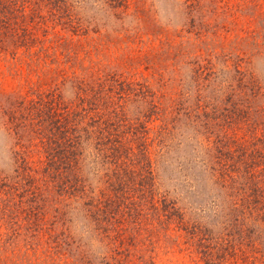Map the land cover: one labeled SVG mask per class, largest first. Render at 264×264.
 Returning a JSON list of instances; mask_svg holds the SVG:
<instances>
[{"label":"rangeland","instance_id":"1","mask_svg":"<svg viewBox=\"0 0 264 264\" xmlns=\"http://www.w3.org/2000/svg\"><path fill=\"white\" fill-rule=\"evenodd\" d=\"M23 1L24 8H12L26 18L25 24L20 25V18H17V37L3 38L15 43L7 45L6 42V49H0L2 177L13 179L16 176L14 155L18 151L23 153L21 141L26 143L29 137H37V121L22 114L33 100L55 101L59 97L61 108L68 110L76 104L79 88L85 84L94 89L111 77H119L152 87L164 96L165 106L186 92L185 100L202 104V99L197 102L203 98L210 110L215 102L221 103L220 108L229 105L224 101L229 85L238 73L244 72L255 74L262 89L255 99H252L253 94L247 93V100L241 106L249 124H253L250 133L242 131L236 138L227 135L233 145L242 144L243 151L232 145L222 149L216 145V141L226 136L221 130L222 121L208 122L212 134L207 141L203 126L207 121L201 118L197 128L184 129L180 150L168 157L165 155L160 162L158 160L159 191H167L170 197L177 198L186 221L208 228L214 226L210 229L215 243H219L222 224L229 220L227 214L230 227L240 214L233 199L237 196L233 185L224 184L225 188H222L214 183L217 182L214 177L213 185L207 183L204 167L209 160L205 155L209 145L215 158L220 154L228 155L218 158V162L214 159L215 164L209 163L206 169L211 165L216 175L226 166L236 169L241 153L245 155L241 159H254L256 172L249 186L256 187L264 199V0H127L129 12L134 11L135 16L134 20H125L123 28L113 18L116 11L104 5L106 0H84L78 10L84 27L78 31L54 27L51 13L42 5L37 6V0ZM137 11H140L139 15ZM15 16L14 13L9 18L12 20ZM156 53L160 54L155 56ZM16 103L26 105L19 114L25 117V123L21 121L18 125L20 121H17L13 124L18 126L14 127L2 112L17 106ZM169 116L164 114L163 119L167 120ZM245 122L247 124L246 120L242 123ZM156 131L157 128H153L152 134ZM151 151L154 154V150ZM37 153L24 155L34 159L37 166ZM93 171L92 166L85 169L92 188H95L92 174H89ZM78 203L81 202H72L70 207L77 208ZM228 204V209H223ZM50 214L47 210L43 220L41 216L32 219V215L17 210L10 228L0 213V264H93L90 254H85L87 248L80 241V225L84 223L80 213L71 212L68 217L69 233L74 234V240H67L68 231L62 223L52 226ZM142 217L148 221L156 218L151 211H145ZM253 226L252 218L248 217L244 239L251 233L262 252H251L252 247L242 244V250L249 251V259L243 264H264V232L255 231ZM48 229L52 230L50 240L46 235ZM172 229L170 226L166 233L160 229L157 238L153 239L156 243L144 238L143 230L140 233L135 229L132 244L135 242L136 246L129 249V254L117 257L118 262L103 261L102 264H206L202 253L193 245L200 244L198 239L192 241L187 232ZM233 232H236L234 226ZM144 239L147 241L142 244ZM53 241L61 242V247L57 248ZM256 243L253 246L259 247ZM100 250L96 254L105 256V250L101 247Z\"/></svg>","mask_w":264,"mask_h":264},{"label":"trees","instance_id":"2","mask_svg":"<svg viewBox=\"0 0 264 264\" xmlns=\"http://www.w3.org/2000/svg\"><path fill=\"white\" fill-rule=\"evenodd\" d=\"M22 2L24 1L0 0V49H6V46L13 42L3 38L8 35L16 38L18 25L25 24L26 18L19 16L20 12L12 8H24L25 4ZM83 3L84 0H37V6L42 5L51 13L54 27L61 26L64 30V26L74 31L84 27L78 16V10ZM104 5L116 11L113 18L122 28L125 20H134V11L129 12L127 0H106ZM14 13L17 16L11 20L9 17ZM139 13L140 11L136 12L138 15ZM146 15L148 16V13ZM17 18H20L19 24ZM123 32L126 33L127 29H123ZM139 41L141 40H137ZM159 54L156 53L155 56ZM240 64L242 65V62ZM229 86L231 87L228 88L224 99L229 105L220 108L218 106L221 103L215 102L210 110L203 98L197 102L200 103L202 99V104L185 100L186 92L180 93L178 98L165 106L164 96L152 87L143 83L128 82L119 77H111L94 89L86 87L85 84L79 88L76 104L68 110L61 108L59 97L55 101L33 100L28 106L16 103L17 106L2 112L8 118L10 126L17 127L22 124L21 121L25 123V117L19 114L22 107L26 106L22 114L32 116L37 121L38 131L37 137H29L26 143L19 138V141L22 140L23 153L18 151L14 155L16 176L7 179L0 175L2 219H6L12 228V216L17 210L21 209L32 215V219L41 216V220L48 210L51 212L52 226L62 223L68 231L67 240H74V234L69 233L71 230L68 217L71 212L80 213L84 221L80 225V241L87 248L85 254H90L93 264H102L103 261L111 263L112 260L118 262L117 257L129 254V249L136 246L135 242L132 244L135 229L140 233L143 230L146 234L144 238H150L148 241L156 243L157 240L153 239L157 238V232L164 229L166 233L170 231V226H173L172 230L176 232H187L192 241L198 239L200 244L193 245L197 252L202 253L206 264L246 263L249 251L244 252L242 244L252 247L251 252L262 250L260 244L252 240L251 233H248V239H244L245 221L247 223L248 217L252 218L254 230L264 232L263 195L255 189L256 187L249 186L254 181L253 175L256 172L254 168L257 162L254 159H241L244 155L241 153L239 162H236V169L226 166L216 175L211 165L210 169L206 168H209V163L215 164L214 159L218 162V158L228 155L220 154V157L215 158L213 148L209 145L205 148V155L209 157L206 166L203 162L207 183H212L214 177L217 181L214 183L222 188H225L224 184L233 185L237 195L233 196V199L240 214L231 227L230 216L227 214L229 220L228 223L222 224L223 232L219 236V243H215L212 235L211 229L214 226L210 229L205 225L185 220L177 198L170 197L167 191H159L157 175V165L161 158L180 150L184 129H190V126L197 128V122H200L201 118L207 121L203 124L207 141L212 134L208 122L222 121L221 130L226 136L219 142L216 141V145L221 149L232 145L236 146L238 151H243L244 146L233 145L227 135L236 138L242 131L250 133L253 124H249L248 116L241 110V106L247 100V93L253 94L252 99H255L257 95H261L262 88L255 74L244 72L238 73ZM164 114L170 115L167 120L163 119ZM244 120L247 124L242 123ZM17 121L20 122L15 126L13 123ZM152 127L157 128L153 134ZM37 151L40 156L37 153L36 166L34 159H27L24 153L34 154ZM90 166L95 170L93 173L89 172L96 184L95 188H92L85 172ZM231 166L234 167L233 164ZM225 196L229 198V195ZM72 202L81 203H78L79 207L76 208L70 207ZM228 206L230 204L223 209ZM145 211H151L156 218L151 221L144 219L142 215ZM233 226L236 232L231 233ZM48 230L46 235L50 240L52 230ZM232 234L235 236L232 237ZM54 239L58 237L54 236ZM146 241L147 239H144L142 244ZM255 243L259 247L253 246ZM52 244L57 248L61 247V242L53 241ZM100 247L105 250L106 255L103 257L96 254ZM257 261L259 262L258 259Z\"/></svg>","mask_w":264,"mask_h":264}]
</instances>
